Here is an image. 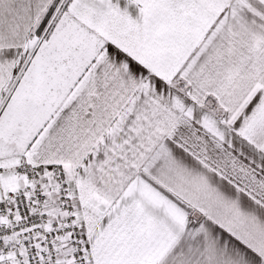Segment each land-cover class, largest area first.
<instances>
[{
    "label": "snow or ice",
    "instance_id": "6c2138e0",
    "mask_svg": "<svg viewBox=\"0 0 264 264\" xmlns=\"http://www.w3.org/2000/svg\"><path fill=\"white\" fill-rule=\"evenodd\" d=\"M0 264H264V0H0Z\"/></svg>",
    "mask_w": 264,
    "mask_h": 264
}]
</instances>
